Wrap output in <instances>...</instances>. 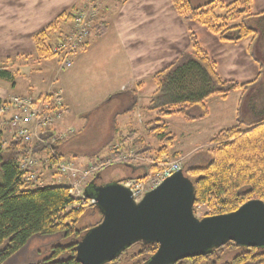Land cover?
Listing matches in <instances>:
<instances>
[{
	"label": "trees",
	"instance_id": "trees-1",
	"mask_svg": "<svg viewBox=\"0 0 264 264\" xmlns=\"http://www.w3.org/2000/svg\"><path fill=\"white\" fill-rule=\"evenodd\" d=\"M171 2L184 22L204 26L223 44L250 40L247 51L258 64V76L253 82L245 84L224 80L214 60L196 36L190 33L191 49L152 78L156 89L147 109L154 113L155 118L146 122L144 127L149 135L156 136L157 150L150 154L152 150L149 145H141L143 138L128 135L117 140V146L107 151L108 158L118 161L126 154H131L130 148L136 144L138 148L132 151L134 156H146L153 161L175 157L177 153L169 155L175 136L169 131L166 119L177 115L187 122L202 120L209 113L206 100L212 97L226 98L240 91L242 112L257 116L255 120L245 129L236 125L216 133L209 141V145L215 147L207 149L210 153L207 165L183 169V174L194 186V205L205 204L209 209L208 215L235 212L253 199L264 202V109H257L253 101L247 104L252 94L251 88L260 83L264 75V62L256 54L261 52L259 43L264 36V12L255 13L252 0H236L230 4L210 0L202 6H194L190 0ZM123 3L124 0H81L82 5L63 12L33 36L35 54L26 56L25 62L55 58L53 44L63 40L74 13L84 6L94 10L95 19L91 23V30L95 36H100L112 23ZM16 61L8 59L0 64V81L9 83L11 87L15 86L19 75L18 70H13ZM4 103L0 99V107ZM3 133L0 127V264L17 256L35 237H55L56 240L49 247L47 257L34 264H80L76 261V246L86 231L98 224L101 214L95 205L72 207L75 200L65 184L37 185L34 181H24L20 169L21 159L38 151L45 155L51 168L55 167L53 153L61 158L57 151L60 139L50 146L40 143L28 145L12 136L4 145ZM53 134L51 131L45 138ZM112 139L107 137L105 144H109ZM104 164V161L97 162L98 166ZM149 167L154 169L153 166ZM96 211L99 221L91 226H82L83 219ZM157 247L155 243H135L109 264H125L128 260L130 264H144L155 254ZM128 250L131 253L125 258ZM232 251L236 253L230 260L222 261L223 256ZM218 261H222L221 264H264V247L246 248L227 243L220 248H213L210 254L187 258L175 264H217Z\"/></svg>",
	"mask_w": 264,
	"mask_h": 264
},
{
	"label": "crops",
	"instance_id": "crops-1",
	"mask_svg": "<svg viewBox=\"0 0 264 264\" xmlns=\"http://www.w3.org/2000/svg\"><path fill=\"white\" fill-rule=\"evenodd\" d=\"M209 1L190 0L194 6H202ZM221 1L230 4L236 0ZM80 4L81 0H0V64L8 59L20 61L26 56L34 55L33 36L60 14ZM252 7L255 13L264 12V0H252ZM190 33L196 36L200 45L214 60L224 80L245 84L257 78L259 67L247 51L248 42L232 45L221 43L204 26L194 22H184L174 9L171 0H124L105 32L100 36H95L92 32L93 38L72 56V65L81 64L87 67L93 63L92 54H102L104 56L102 60L107 65L105 75L111 83H108L107 89L102 92L104 95L101 101L104 102L108 98L112 101L114 96L117 101L128 99V106L122 114L139 111L146 117L134 128H141L144 133L138 134V131L133 129L125 132V135L137 137L141 134L149 135L144 125L150 120L147 116L153 112H149L144 106L138 108L140 92L146 83L152 82L154 75L172 65L181 54L191 49ZM97 61H100L99 57ZM78 67L80 68L79 65ZM116 78L119 84L113 83ZM10 87L7 82L0 81L1 100L15 96V92H12L14 87ZM155 89L156 86L152 88L151 96ZM228 97L216 100L217 119L229 118L223 111H219L221 103L227 101ZM89 100L95 99L92 97ZM206 106L209 111L208 116L199 121L208 119L211 115L209 106L207 104ZM122 125L128 126L114 121L109 127L113 130L123 129ZM60 127L61 122L57 121L52 128L56 137L61 133ZM111 144L114 145L115 142L108 145ZM143 144L149 145L144 138L141 145ZM208 144L207 142L194 147L189 153L200 147L207 148ZM137 148L138 144L130 149ZM189 153L184 155L177 153L175 158L185 160ZM127 164V168L132 172L125 178H140L145 174V169L147 170L144 163L127 162Z\"/></svg>",
	"mask_w": 264,
	"mask_h": 264
},
{
	"label": "rangeland",
	"instance_id": "rangeland-1",
	"mask_svg": "<svg viewBox=\"0 0 264 264\" xmlns=\"http://www.w3.org/2000/svg\"><path fill=\"white\" fill-rule=\"evenodd\" d=\"M86 8L91 7L88 6ZM92 38L93 34L91 32L88 40ZM54 45L56 44H53V46ZM259 47L262 53L260 52L259 54L256 52V54H258L257 56L264 62V36L260 40ZM92 55L94 57L93 63L87 67L78 64L80 68L78 65H72L69 68L59 69L60 63L57 58L41 60L39 62H25V60H20L13 66V70H18L19 72L14 90L12 91L15 92V96L20 95L36 98L37 95L47 90L50 84H54V86L61 89L62 101H64V103L63 115L58 120V122H61V133L58 134V136H61L62 140H59L57 143V151L65 162L72 164V167L80 170L98 168V161L106 162L109 159L107 151L110 148H115L117 146V140L121 137H125V132L132 131L137 127L136 125L141 123L146 117L139 111L122 114L128 106V99L117 101L115 98L116 96H114L112 101L109 98L104 102L101 101L104 95L102 92L107 89V85L111 83V80H108L105 75L107 65L102 60L104 56L102 54ZM97 57L100 58V61H97ZM109 72L110 71H108V73ZM113 83L119 84V80L116 78ZM8 86L11 85L8 83ZM154 87L155 84L153 82L144 85L140 92L141 99L138 102V108L143 106L147 107L149 105L152 88ZM250 92L252 94L249 95L247 104L249 105L250 101H253L257 109L262 108L261 110H263L264 75L261 82L251 88ZM228 96L227 101L221 103V107L219 108V111H223L228 115L229 118L227 120L217 119L216 117V111L218 109L215 106V102L216 100H220V97H212L209 98L208 101L206 100V104L211 110V115L208 119L203 121L187 122L177 115L168 117L166 120L169 124V130L175 136L173 145L169 148V155L174 153H178V155L187 154L192 148L207 142L209 143L210 139L219 131L236 125L245 129L255 120L257 116L246 115L243 113L244 111L242 112L240 91L233 92ZM92 97L95 100H89V98ZM147 117L151 120L155 118V115L151 113ZM114 121L128 126L122 125L123 129L117 128L118 130H113L109 125ZM5 124L6 120L1 119L0 127H2L4 131V141L11 137L7 128H5ZM134 130L138 131V134L144 133L141 128H136ZM139 136H142L144 140L148 142L152 150L150 154H154L158 148L156 136L146 134H141ZM107 137H113L110 143L115 142V144H105ZM60 144L63 146H60ZM214 147L215 146L211 145L207 148L200 147V149L190 152L185 160L182 158V168L203 167L207 165L210 160V153L207 149H212ZM133 151H135V149H133ZM139 157L144 158L145 156ZM33 158L36 161V172L38 175V180L34 182L35 184L68 183L67 179H65L55 167H50L45 155H43L41 151L33 154ZM173 158L175 157L168 158V160ZM135 161L141 162L139 160ZM135 161L129 160V162ZM127 165V162H111L109 165L102 167L101 171L99 168L96 169V171L88 176V179L99 172V175L101 174L102 176L101 179H98L99 186L114 183L119 179L127 177L129 173L131 174L132 171L127 168ZM137 172L141 174L140 171ZM70 184L71 182L67 185L70 186ZM202 205H196L195 208V214L199 218L206 215V210L208 209L206 205ZM75 207L77 208L79 206L76 205ZM97 221H99V215L96 211L90 213L83 219L82 226H91L97 223ZM55 240V237H35L17 254V256L4 264H34L41 261L47 257L49 247ZM130 253V250H128L125 258L129 257ZM235 253V251L227 254L225 253L226 256H223L224 259H222V261H229ZM128 261H125V264H130ZM222 261H218L217 264H221Z\"/></svg>",
	"mask_w": 264,
	"mask_h": 264
},
{
	"label": "water",
	"instance_id": "water-1",
	"mask_svg": "<svg viewBox=\"0 0 264 264\" xmlns=\"http://www.w3.org/2000/svg\"><path fill=\"white\" fill-rule=\"evenodd\" d=\"M83 196L93 200L102 218L76 246L80 264H109L135 243L157 244L144 264H175L210 254L227 243L264 247V202L253 199L235 212L197 218L195 189L179 170L135 203L119 182L96 186Z\"/></svg>",
	"mask_w": 264,
	"mask_h": 264
},
{
	"label": "built area",
	"instance_id": "built-area-1",
	"mask_svg": "<svg viewBox=\"0 0 264 264\" xmlns=\"http://www.w3.org/2000/svg\"><path fill=\"white\" fill-rule=\"evenodd\" d=\"M94 19L95 12L92 8L74 14L71 30L65 34L63 40L58 41L52 48V51L59 57L61 68L71 67L70 57L89 38L91 23ZM62 108L61 91L52 84L37 99L14 96L5 100V103L0 107V118L6 120L5 128H7L11 137L15 136L28 145L37 142L49 146L51 140L43 137L61 117ZM5 143L6 141L3 142L4 145ZM55 158L58 171L71 181L69 194L75 200L73 206L78 205L81 207L85 204H91L92 201L86 202L83 199L82 186L88 176L96 169L80 170L72 167L68 162L59 160L56 156ZM135 159L144 161L156 168L142 180L131 179L124 183L130 189L135 202H139L148 191L156 188L165 179L180 170L182 165L181 159L164 162H152L141 158ZM20 169L24 181L37 180L36 161L32 155L28 154L21 159ZM202 206H205V204ZM207 213H209V209L206 210Z\"/></svg>",
	"mask_w": 264,
	"mask_h": 264
},
{
	"label": "flooded vegetation",
	"instance_id": "flooded-vegetation-1",
	"mask_svg": "<svg viewBox=\"0 0 264 264\" xmlns=\"http://www.w3.org/2000/svg\"><path fill=\"white\" fill-rule=\"evenodd\" d=\"M93 179H91V181H92ZM94 183H96V186H98L99 184L97 183V181L96 182H94ZM139 244V243H138Z\"/></svg>",
	"mask_w": 264,
	"mask_h": 264
}]
</instances>
